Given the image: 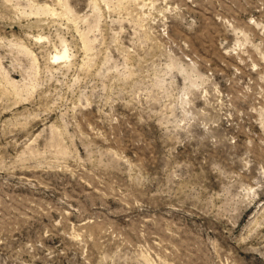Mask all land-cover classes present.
<instances>
[{"label": "rangeland", "instance_id": "obj_1", "mask_svg": "<svg viewBox=\"0 0 264 264\" xmlns=\"http://www.w3.org/2000/svg\"><path fill=\"white\" fill-rule=\"evenodd\" d=\"M0 264H264V0H0Z\"/></svg>", "mask_w": 264, "mask_h": 264}, {"label": "bare ground", "instance_id": "obj_2", "mask_svg": "<svg viewBox=\"0 0 264 264\" xmlns=\"http://www.w3.org/2000/svg\"><path fill=\"white\" fill-rule=\"evenodd\" d=\"M65 56V53L63 55H61L60 57H54L55 60L59 59V58H62Z\"/></svg>", "mask_w": 264, "mask_h": 264}]
</instances>
